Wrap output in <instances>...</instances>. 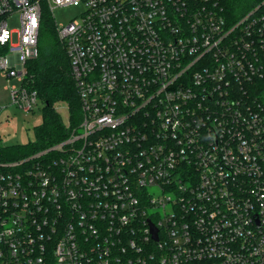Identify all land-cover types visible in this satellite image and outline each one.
I'll use <instances>...</instances> for the list:
<instances>
[{
  "label": "built area",
  "instance_id": "2783aa9c",
  "mask_svg": "<svg viewBox=\"0 0 264 264\" xmlns=\"http://www.w3.org/2000/svg\"><path fill=\"white\" fill-rule=\"evenodd\" d=\"M259 1L237 15L227 0H0L13 103H40L27 63L46 11L82 113L66 141L0 162V264H264Z\"/></svg>",
  "mask_w": 264,
  "mask_h": 264
},
{
  "label": "trees",
  "instance_id": "16d2710c",
  "mask_svg": "<svg viewBox=\"0 0 264 264\" xmlns=\"http://www.w3.org/2000/svg\"><path fill=\"white\" fill-rule=\"evenodd\" d=\"M227 1L231 7L237 8V15H240L259 0ZM27 74L28 87L36 92L42 104V121L33 129V141L0 147V162L23 160L66 141L82 119L71 63L57 34L54 19L46 11L42 15L39 53L37 58L28 61ZM248 89L250 93H260L264 82L248 85Z\"/></svg>",
  "mask_w": 264,
  "mask_h": 264
},
{
  "label": "rangeland",
  "instance_id": "374dc122",
  "mask_svg": "<svg viewBox=\"0 0 264 264\" xmlns=\"http://www.w3.org/2000/svg\"><path fill=\"white\" fill-rule=\"evenodd\" d=\"M84 11L83 4L66 8H56L53 11L55 21L60 26H67L73 21H79ZM9 28L14 32L13 43L18 41L20 30L19 17L9 22ZM19 86L17 80H8L0 74V147L5 148L17 144H25L34 140V127L42 121V104L38 103L32 111H25L13 103L10 88ZM66 116V114H64Z\"/></svg>",
  "mask_w": 264,
  "mask_h": 264
},
{
  "label": "water",
  "instance_id": "95a60500",
  "mask_svg": "<svg viewBox=\"0 0 264 264\" xmlns=\"http://www.w3.org/2000/svg\"><path fill=\"white\" fill-rule=\"evenodd\" d=\"M154 238L157 239V236H156V232H155V230H154Z\"/></svg>",
  "mask_w": 264,
  "mask_h": 264
}]
</instances>
